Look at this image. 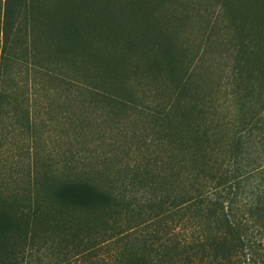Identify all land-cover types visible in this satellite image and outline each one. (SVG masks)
<instances>
[{
	"label": "trees",
	"instance_id": "16d2710c",
	"mask_svg": "<svg viewBox=\"0 0 264 264\" xmlns=\"http://www.w3.org/2000/svg\"><path fill=\"white\" fill-rule=\"evenodd\" d=\"M0 2V264H90L104 251L116 264H264V31L219 39L233 61L224 92L219 81L205 93L213 78L197 70L209 34L196 60L175 68L167 48L152 47L155 20L149 29L142 16L146 31L137 35L134 20L125 30L122 14L86 0H57L54 9ZM157 64L172 93L164 105H138L144 74L135 71L153 69L152 84L162 75ZM86 99L99 117L106 104L119 121L125 107L154 123L91 129L112 137L97 139L105 153L95 154ZM130 133L137 141L127 142Z\"/></svg>",
	"mask_w": 264,
	"mask_h": 264
},
{
	"label": "rangeland",
	"instance_id": "374dc122",
	"mask_svg": "<svg viewBox=\"0 0 264 264\" xmlns=\"http://www.w3.org/2000/svg\"><path fill=\"white\" fill-rule=\"evenodd\" d=\"M88 4L92 5L93 8L97 7H106L109 12L115 11L118 14H122L125 21L122 23V27L127 30V28H131L128 26L132 20L133 28L138 33L145 32V25L142 28H139V21L141 22L142 16L145 17L150 23V27L155 20L157 24H159L158 28L155 30L156 33L151 29L150 37L154 38V42H152V47L156 50L160 46V48H167L169 50L168 53L171 55L168 57L171 59L176 65L175 68H179L182 63L193 62L197 58V53H195L200 43L203 42L205 38V34H209L212 36V47H210L211 51L207 56L203 58V62L205 63L202 68L197 70V74L202 76L208 74L210 78H213V83L209 86L208 89H205V93L210 92L211 87H216L219 83V88L221 92L224 90L221 88L222 86V76L223 72L226 70L227 66L232 63V57H229L230 54V44L220 45L219 39L223 38L225 33L228 31V36L231 37L233 30H240L243 32L246 37V33L249 30L257 31L260 33L264 31V24L257 23L256 25L250 22L252 17H257L259 20L264 17V0H86ZM225 1V2H224ZM35 3L39 4H48V6L53 9L56 8L57 0H34ZM224 2V3H223ZM109 3V6H108ZM114 7H116L114 9ZM227 15V16H226ZM235 17L232 19V22H228L229 17ZM241 19H249V22L243 23L240 21ZM30 22L26 21L24 28L20 35H26V31L28 32ZM125 26V27H124ZM39 28L36 29L38 31ZM2 32V2H0V37ZM242 34V35H243ZM241 35V34H240ZM228 42V40H227ZM21 47L24 44V39L21 40ZM18 48V47H17ZM19 49V48H18ZM156 56L158 61L164 62L166 61L163 53H153L152 57ZM165 59V60H163ZM156 60V61H157ZM92 63V62H91ZM97 63V62H94ZM92 63V64H94ZM128 65V64H127ZM90 68L95 69L90 66ZM126 71L122 74L125 76H129L132 71V65H129L124 68ZM135 69V66H134ZM154 69L161 73L162 75L155 80L152 84H149V77L154 72L146 71L145 68H141L139 71H135L138 74V77L141 78V74H144L143 79H140L141 85L136 87L133 92L137 97H141L142 100L138 105H146L147 107H154V104L160 106L164 101L167 100V97L172 93L168 91V82L166 80L165 72H162L161 66L158 64L154 66ZM179 70H177L178 73ZM30 75V74H29ZM27 75V83L31 84L32 77ZM120 76V75H118ZM181 76V74H180ZM133 80V78H132ZM197 81L199 82V76H197ZM153 84L161 85L162 88H155ZM200 86V85H199ZM215 91V88L213 90ZM191 93V92H190ZM193 93L194 98V107L197 109L199 107V92ZM203 93V92H201ZM69 94L65 96L62 94V98L64 100H70ZM172 96V95H171ZM85 102V101H84ZM69 104V103H68ZM74 102L71 101L70 105L73 106ZM85 107L82 108L84 112L87 113L86 118H89L86 126L88 127V133L94 134V136H90L88 146H91L90 142H94L91 149H95L97 154L100 152L97 146V139L102 140L105 144L110 142L108 139H112L109 131L105 133L104 136L98 135L95 132H99L100 130L111 127H122L128 128L131 132L139 131L140 128L147 130V127L151 126L154 122L150 118H139L137 115L133 114L129 109L123 107V109H118L120 113V121L114 117L112 111L105 106V114L99 117L100 112L97 110L98 108H94V104L90 100L86 99ZM74 105L77 106L75 103ZM75 108V106H74ZM93 129L94 131H92ZM114 136V135H113ZM148 136V135H146ZM133 134L130 133L127 136V142H135V138H132ZM69 139V138H64ZM77 140V139H76ZM75 139H70V145H72V151H75L79 147H77ZM117 140V139H116ZM137 141V140H136ZM79 142V141H78ZM121 142H124V139H121ZM103 149H106L104 147ZM108 150V148H107ZM105 153V152H100ZM113 155V151H111ZM101 155L97 156L96 160L100 163L99 158ZM127 156L121 154L120 160H126ZM101 164V163H100ZM106 164V163H105ZM80 166V165H79ZM85 257V256H84ZM83 257V258H84ZM86 262L90 264H116L115 255L112 256V253L108 251L100 252L98 255H93L91 258H87Z\"/></svg>",
	"mask_w": 264,
	"mask_h": 264
}]
</instances>
